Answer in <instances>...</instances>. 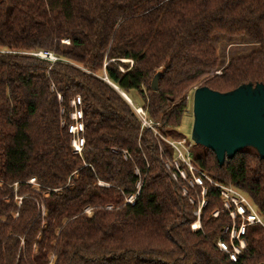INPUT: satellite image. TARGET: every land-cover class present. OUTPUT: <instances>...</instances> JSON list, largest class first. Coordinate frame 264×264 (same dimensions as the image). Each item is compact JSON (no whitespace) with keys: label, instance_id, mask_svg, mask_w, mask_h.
<instances>
[{"label":"trees","instance_id":"1","mask_svg":"<svg viewBox=\"0 0 264 264\" xmlns=\"http://www.w3.org/2000/svg\"><path fill=\"white\" fill-rule=\"evenodd\" d=\"M216 35L255 48L208 77ZM205 77L198 87L218 92L264 82V0H0V264H264L258 223L244 221L235 263L217 247L239 241L229 239L215 186L243 194L264 224V159L245 148L219 165L205 149L193 160L212 180L197 173L199 207L201 187L182 195L185 183L163 162L173 149L120 93L133 103L135 93L159 130L176 128L184 92ZM76 97L80 154L68 133ZM234 221L238 230L241 217Z\"/></svg>","mask_w":264,"mask_h":264},{"label":"water","instance_id":"2","mask_svg":"<svg viewBox=\"0 0 264 264\" xmlns=\"http://www.w3.org/2000/svg\"><path fill=\"white\" fill-rule=\"evenodd\" d=\"M151 89L157 91L158 75ZM192 113V141L212 151L219 165L245 148L254 149L264 159V82L243 84L228 92L197 87Z\"/></svg>","mask_w":264,"mask_h":264},{"label":"rangeland","instance_id":"3","mask_svg":"<svg viewBox=\"0 0 264 264\" xmlns=\"http://www.w3.org/2000/svg\"><path fill=\"white\" fill-rule=\"evenodd\" d=\"M62 44L64 48H68L69 41L63 40ZM213 44H214V47L216 49V53L218 56V65L216 67L217 72L216 71L211 72L208 75V77H211L212 75H215V74H219L220 70L218 71V69L224 66L225 63H227L231 58H234L236 56L245 55L255 48V45L249 44L246 41L242 40L241 38H227L224 36H217V35L215 38H213ZM99 76L103 77L104 73L103 72L99 73ZM206 78L207 77L199 80L196 83L197 85L196 87L194 85L189 90L184 92L182 98L185 99L188 103L187 110L182 117L181 124L176 128L168 127L166 129L163 128L162 130H159V128L157 127L158 124L154 125L153 122L150 121V119H148L146 111L142 109L140 106V102H141L140 98L135 93H133L135 103L130 101V99L128 101V103L132 106L134 112L140 119L142 125L145 127H149L150 130L153 132V134L159 138V141H162L165 145H168L169 147L173 149L172 158L164 159L165 157H163V162H164V167L170 172L171 177L176 182H179L181 180L183 183H185L180 186L182 190V195L185 196L187 194V187L190 189H194L195 185H198L201 187V194H200L201 199L198 204L199 207H201L204 204L203 196H204L205 188L203 186L201 177H198L197 173H201L202 176H204L206 180H208L209 182L211 179L204 172H202L193 161L195 157L200 156L203 153H205L206 148L194 143L191 139V129H192V124H193L192 97H193L194 89L197 88ZM58 99L60 100V97H58ZM137 110H139V112ZM71 139H72V135H71ZM188 164H190L191 168H194L195 171L194 170L190 171ZM183 165L185 168L183 167ZM195 179L199 181V184H196ZM30 181L33 182V180H30ZM99 184L104 185L101 182ZM139 185H141L140 181L136 183V187H138ZM223 186L231 187L236 192V194H233V195H231V193L227 194V196L222 195L224 199L223 211L229 215L232 221L231 228L229 229L230 230L229 239L233 240V239H236V236L235 238H231V234H232L231 232H232V229H234V222H235L234 219L238 213L237 210L241 211V209L239 208L240 205L247 206L249 209L252 210L254 214L256 213V210L254 209V207H252L250 201L243 194L236 191L230 185H223ZM190 202H192V200H190ZM231 207H233V209ZM84 212L86 213V216L88 217H91L93 215V209L91 208H86ZM194 214H196L197 219L191 224V228L193 230L200 227V224L198 221L199 208L197 211L194 212ZM216 214L217 212H215V215ZM222 231L226 232L227 227H223ZM238 241H239L238 242L239 246L238 247L233 246L232 251H229L227 245L223 241H220V240L217 242V247L221 249L222 251L229 253L230 255L231 253H233L234 248L235 249L237 248L239 250L241 249L240 242L244 244V241L241 240L240 238H238ZM222 243L225 245V248L224 246H222L223 245ZM50 264H53V262H51ZM258 264H262V263H258Z\"/></svg>","mask_w":264,"mask_h":264},{"label":"built area","instance_id":"4","mask_svg":"<svg viewBox=\"0 0 264 264\" xmlns=\"http://www.w3.org/2000/svg\"><path fill=\"white\" fill-rule=\"evenodd\" d=\"M30 54L33 56L43 58V59H48L50 61H56L57 60L56 57H54L51 53L46 52V51L32 52ZM70 105H71V107H73V111L70 113V119L73 121V123H71L68 126V133H70V135H72L70 145H71V147L75 153L80 154L82 149H83V146H84V138H83L84 127H83V123H82V111L79 107L81 105L80 98L76 97L75 99L71 100ZM137 111L139 112V110H137ZM188 167H189L190 171L191 170L195 171L194 168H191L190 164H188ZM195 182H196V184H199V181H197L196 179H195ZM215 186L219 189L220 194L223 196H227V194H229V193H231V195L236 194V192L231 187H227V186H223V185H217V184H215ZM134 198H135V196H130L127 198L126 201L128 203L133 204ZM239 208L241 209V211L237 210V212H238L237 215H239L243 221L240 224L241 226H240V228H238L237 231L235 229H232L231 238H235V236H236V239H238L239 236L243 234L244 227H245L244 221L247 223H258L264 227L262 220L258 217V215L256 213L254 214L251 209H249L250 213L246 214L245 207L243 205H240ZM222 246H224V248H225L224 244ZM240 247L244 248V244L242 242H240ZM234 250H233V253H231L229 255V257H230V260L235 263L236 262V255L240 252V250L237 248L236 249L234 248Z\"/></svg>","mask_w":264,"mask_h":264}]
</instances>
